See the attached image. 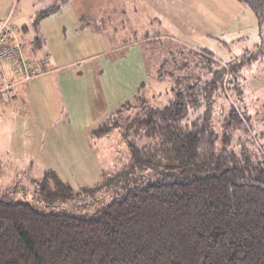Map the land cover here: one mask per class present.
<instances>
[{
	"label": "trees",
	"instance_id": "1",
	"mask_svg": "<svg viewBox=\"0 0 264 264\" xmlns=\"http://www.w3.org/2000/svg\"><path fill=\"white\" fill-rule=\"evenodd\" d=\"M240 1L252 8L263 30L264 0ZM59 7L47 8L37 19ZM209 55L207 63H214L217 59ZM259 56V50L242 56L232 70ZM162 66L164 59L155 73L163 81ZM209 72L208 79L176 75L167 99L141 82L90 131L101 138L133 116L129 123L137 131L165 145L173 162L144 187L119 191L83 216L0 199V264H264V155L254 160L234 150L216 151L214 104L225 92L226 70ZM232 87L237 98L220 113L226 144L241 129L249 132L254 118L264 125V101L249 113L243 90ZM130 150L139 168L161 167L154 166V151L145 153L135 144ZM61 186L71 192L66 183ZM41 193L61 195L48 185Z\"/></svg>",
	"mask_w": 264,
	"mask_h": 264
},
{
	"label": "rangeland",
	"instance_id": "2",
	"mask_svg": "<svg viewBox=\"0 0 264 264\" xmlns=\"http://www.w3.org/2000/svg\"><path fill=\"white\" fill-rule=\"evenodd\" d=\"M166 1H164V4H168V7L172 8L170 15H174V21L171 18L166 21L157 11H154L152 16L155 15L158 19H154L152 24L160 31L154 28L150 34L157 35L161 32L163 38H154L143 43L145 48L151 45V48H148L149 56H146V59H149L150 55L152 56L149 61L154 68L159 69V63L164 59V66H162L160 72L165 75V79L163 81L162 79L159 80L158 73H155L158 70H154L152 67L150 68L151 72H142L141 64L135 65L136 58L127 56L126 65L119 66L116 72H112L114 68L109 70V75L114 73L121 81V86L119 87L117 84L111 96L115 97V101L116 99L124 100L136 92L141 82H145L149 84L152 93L158 94L160 92L163 95L162 97L167 99L169 88L172 87V79L176 75L201 74L203 79H208L211 77V71L209 72V70L216 71L225 68L223 84L225 92H221L214 104L213 120L217 133L215 149L217 152L234 150L238 154L252 157L254 160L260 159L264 155V134L262 133L264 125L258 123L254 118L255 116H253L254 127L249 132L241 129L230 143L226 144L222 140L224 116H220L221 112L229 108L230 102L237 98L236 91L232 87L234 84H238L240 89L243 90V103L249 113L254 114L258 106L264 101V29H260L256 14L250 6L240 0L236 1L241 4L240 7L242 6L243 9L237 10L240 14L236 18L235 15L231 18L209 15L204 12L200 3L194 4V0ZM213 1L215 2V9L218 11L221 7L227 11L226 5L232 7L229 1ZM232 1L234 2V0ZM38 3L39 0H0V17L7 7L9 13L16 8L17 17L19 10L22 9L27 14ZM58 4H60L59 9L49 16L51 19L48 21L47 28L51 29L52 33H58V28L63 25L58 31L60 32V38H64L68 44L71 61H75L76 65V61L79 59L77 69H81L84 65H86V68L91 69L89 74L91 76L90 84L94 83L95 88H97L94 90L97 99L93 107L100 102L103 106H100L99 110L106 112L107 98L104 99L106 94L103 93L101 82L104 80L108 86V72L105 73L106 70L100 72L99 68L103 66L100 60L109 56L118 58L117 54L120 53H110L105 57H100L99 60L95 57H89L94 51L103 49L102 46H92L90 42L96 33L102 31L97 30L94 21L90 22L89 25L80 24L79 22L75 24L71 20V13L65 7V4L61 2ZM167 12L169 13V11ZM164 15L167 19L170 17H167L165 13ZM231 15L233 14H228V16ZM42 17L39 21H43L46 16ZM35 18H37L36 15L33 20ZM1 19L3 18H0V21ZM52 20L56 22V25ZM51 22L55 25L54 27ZM159 23H162V25L159 26ZM87 27L88 29L84 30ZM127 33L128 30L120 34L114 32L112 35H106L107 43L105 47H108V49L115 47L120 39L119 42H127L130 39ZM136 37L141 38L139 35ZM136 37H132V40H135ZM86 42L88 44H85ZM258 50L260 56L256 61L232 70L233 65L242 56ZM160 53H162V56H160ZM209 54L217 59H214V63H207ZM172 73L174 74L172 75ZM232 77L233 79L236 78L234 83L230 82ZM107 90L110 93L109 86ZM111 100L113 99L111 98ZM130 112L133 113L131 110ZM62 113L53 116L51 122L49 121L50 126L54 125L55 130L64 128L66 124L62 120ZM132 117L126 116L124 119L120 116L116 117V120L122 119L125 124L121 123L119 127L112 129L108 135L101 138L92 136L90 139L86 138L85 143L82 142L83 137L81 135L72 137L69 134L58 138L56 151L52 152L51 150L53 161L48 166H44L42 161L34 162L35 154L32 145L28 146L23 153L17 156V161L4 164L0 168V199L8 202L25 201L46 213H68L83 216L92 215L97 208L117 198L120 195L119 191H127L131 187H144L148 182L158 177L162 166L166 167L173 162V157L164 150V144L154 138L145 137L143 130L137 131L135 124L129 123ZM44 123L49 125L46 122ZM35 139L38 141V137H30L32 143L35 142ZM44 140L46 146V141L49 139L45 137ZM131 144L137 145L145 153L154 151V166H161L158 168L159 170L155 171L149 167L139 168L133 162L130 150ZM51 146V149H53L54 145ZM93 158L99 159V164L90 161ZM6 171L15 177L10 179ZM194 172L195 170H192L190 173ZM16 173L23 175L24 179L18 175L16 176ZM65 183L70 186L69 190L71 192L62 190L61 184L65 185ZM44 185H48L51 191H58L61 195L58 198L46 197L41 193Z\"/></svg>",
	"mask_w": 264,
	"mask_h": 264
},
{
	"label": "crops",
	"instance_id": "3",
	"mask_svg": "<svg viewBox=\"0 0 264 264\" xmlns=\"http://www.w3.org/2000/svg\"><path fill=\"white\" fill-rule=\"evenodd\" d=\"M164 1L166 0H39L34 9L27 14L22 9L19 10L17 17L16 8L11 13H9L8 7L3 10L4 13L2 12L3 14L0 17L3 18L1 21L9 18L10 22L16 27L24 45L25 57L32 61H38L46 56L48 64L45 73L29 82L14 86L9 101L6 102L0 99V168L4 164L17 161V156L30 145H32L35 154L33 161H42L44 166H48L53 161L51 150L52 152L56 151L58 138L70 134L72 137L81 135L84 143L86 138L90 139V131L104 119L106 114L108 115L112 109L123 101L118 99L115 101V97L111 96L114 87L116 89L117 84L119 87L121 86V81L114 73L109 75V70L114 68L112 72H116L119 66L126 65L127 56L136 58L135 65L141 64L142 72H151V67L158 70L154 68L153 64H150L151 55L149 59H146V56H149L148 48H151V45L145 48L143 43L154 38H163L161 32L157 35L150 34L154 28L160 31L152 24L154 19H158L157 16H152L154 11H157L166 21L170 18L174 21V15H170L172 8L168 7V4L165 5ZM224 1H229L233 8L225 4L227 11L222 7L218 11L215 9L213 0H194L193 3L196 5L200 3L204 12L214 17L231 18L235 15L236 18L239 16L240 13L237 10L243 9L242 6L240 7L241 4L237 3L236 0L234 2L232 0ZM59 2L65 4V7L69 9L71 20L75 24L79 22L80 24L89 25L90 22L94 21L97 30L102 31L96 33L90 42L92 46H102L103 49L94 51L89 57H95L99 60L100 57H105L107 54L120 53L117 54L118 58L109 56L100 60L103 64L99 68L100 72L102 73L104 70H106L105 73L108 72L107 82L111 90L110 93L107 92L108 86L103 80L101 83L103 93L106 94L104 99L107 98V104L105 105L107 113L104 110H99V107L103 106L100 102L94 105V109L93 104L97 99L94 90L97 88H95L94 83L90 84L91 76L89 74L91 69L86 68V65L81 69H77L79 59L76 61V65L75 61H71L68 44L64 38H60V32L58 31L63 25L58 28V33H52V30L47 28L51 13L45 15L43 21H39L40 19L37 18L33 20L35 15L38 17L40 12ZM164 13L167 17H170L167 19ZM228 14L233 15L228 16ZM51 24L54 27L56 22L54 21L55 25L52 22ZM160 25L162 23H159ZM87 29L88 27L84 30ZM126 30H128L127 36L130 38L127 42H119L120 39L115 47L110 49L105 47L107 43L106 35H112L114 32L120 34ZM138 35L141 38L136 37ZM86 37L88 36L86 35ZM132 37H136V39L132 40ZM160 56H162V53H160ZM5 72L7 78L12 80L14 77L13 71L8 64L5 65ZM60 113H62V120L66 124L64 128L55 130L54 125L50 126L49 121L53 116ZM30 137H38V141L35 139V142L32 143ZM45 137L49 139L46 141V146L44 145ZM90 144L92 143L90 142ZM51 145H54L53 149H51ZM90 161L99 164L97 158ZM6 173L10 179L15 177L7 171ZM17 175L24 179L23 175L16 173Z\"/></svg>",
	"mask_w": 264,
	"mask_h": 264
},
{
	"label": "built area",
	"instance_id": "4",
	"mask_svg": "<svg viewBox=\"0 0 264 264\" xmlns=\"http://www.w3.org/2000/svg\"><path fill=\"white\" fill-rule=\"evenodd\" d=\"M11 66L12 80L8 79L5 65ZM48 58L45 56L38 61L25 57L24 45L21 42L16 27L7 18L0 22V99L9 101L14 86L29 82L45 73Z\"/></svg>",
	"mask_w": 264,
	"mask_h": 264
}]
</instances>
